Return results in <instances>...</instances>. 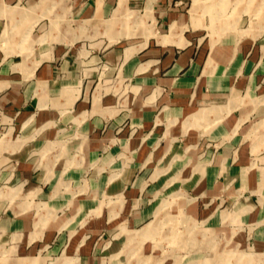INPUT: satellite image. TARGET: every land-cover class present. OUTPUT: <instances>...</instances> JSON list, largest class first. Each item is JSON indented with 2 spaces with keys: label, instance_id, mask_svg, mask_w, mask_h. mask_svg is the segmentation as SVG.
Wrapping results in <instances>:
<instances>
[{
  "label": "crops",
  "instance_id": "0c3cea01",
  "mask_svg": "<svg viewBox=\"0 0 264 264\" xmlns=\"http://www.w3.org/2000/svg\"><path fill=\"white\" fill-rule=\"evenodd\" d=\"M12 1L0 0V264H209L202 248L162 250L156 214L172 195L166 217L264 249V29L195 41L159 0L153 40L111 42L119 0H72L69 36L52 20L34 35L42 16Z\"/></svg>",
  "mask_w": 264,
  "mask_h": 264
},
{
  "label": "rangeland",
  "instance_id": "374dc122",
  "mask_svg": "<svg viewBox=\"0 0 264 264\" xmlns=\"http://www.w3.org/2000/svg\"><path fill=\"white\" fill-rule=\"evenodd\" d=\"M25 0H13L12 3L24 4ZM28 5H33L34 15H41L34 25L33 33L36 34H48L51 26V20L58 26L54 29V33L57 36H69L72 29L76 26L73 24L72 9L70 6L72 0H48L43 4H38V0H27ZM159 0H126L127 13L121 18V21L116 24H108V31L112 32L111 42H114L120 34L119 31H125L129 33V40H153L154 32H156V26L150 25L154 23L155 10L154 4ZM219 0H172L170 6L176 8L179 12H182L185 16L182 20L185 25V36L190 37L195 41L213 40L220 37L223 34L239 31L242 34L261 31L264 29V12L255 14L252 7L247 9L244 5L247 2L238 5L236 0H227V4L223 11L224 15L219 20H213L217 12L211 10L208 11L207 7H213ZM196 4L200 7V11L196 12ZM257 5V4H255ZM116 8V7H115ZM147 12H150V17L147 18L146 23L139 25L141 18L145 17ZM137 19V20H136ZM119 23L120 26H119ZM224 23L223 29L217 25ZM226 23V24H225ZM137 25V26H136ZM139 25V26H138ZM235 26V27H234ZM217 29V30H216ZM135 32V34L132 32ZM176 29L172 26V32ZM131 32V33H130ZM132 34V35H131ZM114 35V36H113ZM0 139V147L3 145V140ZM185 206L183 203L182 207ZM168 206L164 207L161 216H158L157 226L161 231L160 238L161 244L164 247L165 255L172 254H187L196 252V248H202L198 257H204L208 259V263L217 262L222 264L223 259L228 258L229 252L226 250H232L234 257L231 258L229 264H247V259L252 257L253 262L259 260L264 262V249L254 246L248 239V236L244 235V240H229L227 236L225 239L220 234H204L201 226L190 215L185 213H176L174 210H170L168 213L170 218H165L167 214ZM183 209V208H182ZM184 210V209H183ZM165 216V217H164ZM152 224H155L154 221ZM172 232H175L173 234ZM203 233V234H202ZM243 233V232H242ZM241 233V234H242ZM170 234V235H169ZM173 234L172 240L168 239V235ZM178 234V235H177ZM177 235V236H176ZM218 238V239H217ZM172 248L170 250L169 248ZM178 249L176 252L175 250ZM180 248V249H179ZM161 250H156V254H159ZM226 251V255L224 252ZM244 254V255H242ZM207 263V262H206Z\"/></svg>",
  "mask_w": 264,
  "mask_h": 264
},
{
  "label": "bare ground",
  "instance_id": "6f19581e",
  "mask_svg": "<svg viewBox=\"0 0 264 264\" xmlns=\"http://www.w3.org/2000/svg\"><path fill=\"white\" fill-rule=\"evenodd\" d=\"M46 1H48V0H38V4L40 5V4H43V3H45ZM56 1H58V0H56ZM227 2V0H219V1H217V3H216V5H213V7H207L208 8V11L209 10H211V12H217V14L215 15V17H214V19L213 20H219V18L220 17H222L223 15H224V13H223V11H224V9H225V6H226V3ZM244 2H247V3H245L244 5L246 6V8L247 9H249V8H251L252 7V10H254V12H255V14L257 15V14H259L260 12H264V0H236V3H238V5L239 4H241V3H244ZM255 4H257V5H255ZM33 8V7H32ZM127 7H126V0H119L118 1V5L116 6V8L113 10V13H112V15H111V17H109L107 20H106V22H107V25L108 24H116L117 22H119V21H121V18L122 17H124L125 15H126V13H127ZM200 11V7H198V5L196 4V9H195V14H196V12H199ZM149 13L150 12H147V14L145 15V17H143V18H141V20L139 21V25L141 26L142 24L144 25L145 23H146V21H147V18H149L150 17V15H149ZM119 20V21H118ZM137 20V19H136ZM121 24V23H120ZM226 24V23H225ZM122 25V24H121ZM138 25V26H139ZM150 25H153L152 23H150ZM218 27H217V29L219 28V27H221V29H223V26H224V23H219V24H216ZM123 26V25H122ZM137 26V25H136ZM235 27V26H234ZM216 29V30H217ZM123 32H126V30L125 31H119V33L118 34H120L117 38H115V40H114V42L115 41H117V40H119L120 38H122V37H128L130 34L127 32V33H125V34H123ZM131 33V32H130ZM135 34V32H134V30H133V32H132V34ZM131 34V35H132ZM114 36V35H113ZM173 197H172V199L169 201H165L164 203H163V205H161L159 208H158V211H157V216H159V215H161L160 213L162 212V210H163V208L165 207V206H167V205H169V204H171V203H173L174 201H175V197H177V195H172ZM165 217V216H164ZM165 218H167V217H165ZM155 227H157V226H155ZM149 230V231H148ZM150 231H153L152 229H147V230H145L144 232L145 233H142V234H144V235H148V233L150 232ZM140 233V232H139ZM173 234H175V232H172ZM151 234V233H150ZM173 234L171 235V236H169L168 235V238L170 239V240H172V238H174L173 237ZM178 235V234H177ZM176 235V236H177ZM248 261H250V262H252V259L251 258H248L247 259ZM261 261V260H260ZM260 264V263H259Z\"/></svg>",
  "mask_w": 264,
  "mask_h": 264
}]
</instances>
